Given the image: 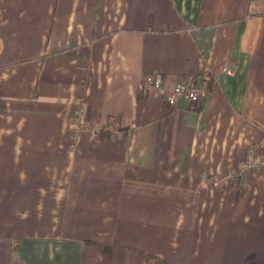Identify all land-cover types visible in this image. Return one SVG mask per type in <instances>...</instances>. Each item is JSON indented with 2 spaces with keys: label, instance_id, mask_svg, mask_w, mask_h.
Here are the masks:
<instances>
[{
  "label": "crops",
  "instance_id": "obj_1",
  "mask_svg": "<svg viewBox=\"0 0 264 264\" xmlns=\"http://www.w3.org/2000/svg\"><path fill=\"white\" fill-rule=\"evenodd\" d=\"M263 151L264 0H0V264H264Z\"/></svg>",
  "mask_w": 264,
  "mask_h": 264
},
{
  "label": "built area",
  "instance_id": "obj_2",
  "mask_svg": "<svg viewBox=\"0 0 264 264\" xmlns=\"http://www.w3.org/2000/svg\"><path fill=\"white\" fill-rule=\"evenodd\" d=\"M236 69V63L227 61L224 65V70L228 74H233ZM142 92L145 95L153 96L161 103L173 106L181 98L187 99L191 102H196L205 92L203 84L197 80L188 82H179L172 88L167 89L164 85V79L160 73H147L142 77L140 82ZM72 146H75L72 143ZM250 168L258 169L264 173V151L262 153H252V156L246 164ZM219 183V181H218Z\"/></svg>",
  "mask_w": 264,
  "mask_h": 264
}]
</instances>
